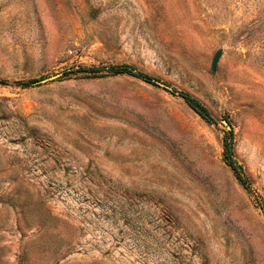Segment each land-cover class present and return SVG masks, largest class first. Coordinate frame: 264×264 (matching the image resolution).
Here are the masks:
<instances>
[{
	"label": "rangeland",
	"instance_id": "374dc122",
	"mask_svg": "<svg viewBox=\"0 0 264 264\" xmlns=\"http://www.w3.org/2000/svg\"><path fill=\"white\" fill-rule=\"evenodd\" d=\"M1 81L0 264H264V0H0Z\"/></svg>",
	"mask_w": 264,
	"mask_h": 264
},
{
	"label": "trees",
	"instance_id": "16d2710c",
	"mask_svg": "<svg viewBox=\"0 0 264 264\" xmlns=\"http://www.w3.org/2000/svg\"><path fill=\"white\" fill-rule=\"evenodd\" d=\"M104 71L111 73L113 75L115 74H128L132 75L138 78H142L146 81H151V77L147 76L143 73L137 72L135 68L130 66H110L109 68L103 69ZM88 72L92 74H96L100 71H102L100 68H91V69H82L80 72ZM0 83H5L4 81H1ZM182 98L187 102V104L195 111L197 112L202 118L206 119L207 121H213V116L210 112V110L201 103L198 99H196L194 96L188 94V93H181L180 94ZM225 159L227 163L232 167V169L236 172L238 175V178L241 179V175L238 173V168L236 166V162L234 159V153H233V144L232 142H225Z\"/></svg>",
	"mask_w": 264,
	"mask_h": 264
},
{
	"label": "water",
	"instance_id": "95a60500",
	"mask_svg": "<svg viewBox=\"0 0 264 264\" xmlns=\"http://www.w3.org/2000/svg\"><path fill=\"white\" fill-rule=\"evenodd\" d=\"M222 53H223V51H222V50H219V51L216 53V55H215V57H214V59H213V63H212V71H213L214 73L217 71V66H218V63H219V61H220V59H221ZM57 78H58V76H54V77H51V78H49V79L43 80L42 82L45 83V82H48V81L55 80V79H57ZM152 82H154L156 85L161 86V87H163V88H165V89H167V90L174 91V89H173L171 86H169V85H167V84H165V83H163V82H160V81H154V80H153ZM222 123H223V125H224L228 130H232V127H231L230 123H229L227 120H223Z\"/></svg>",
	"mask_w": 264,
	"mask_h": 264
}]
</instances>
